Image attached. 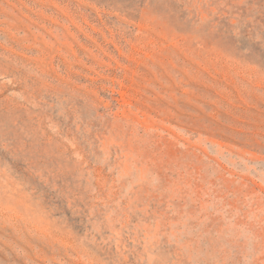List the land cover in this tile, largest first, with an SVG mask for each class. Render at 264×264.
Returning a JSON list of instances; mask_svg holds the SVG:
<instances>
[{"label":"rangeland","instance_id":"1","mask_svg":"<svg viewBox=\"0 0 264 264\" xmlns=\"http://www.w3.org/2000/svg\"><path fill=\"white\" fill-rule=\"evenodd\" d=\"M0 264H264V0H0Z\"/></svg>","mask_w":264,"mask_h":264}]
</instances>
